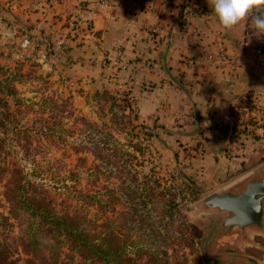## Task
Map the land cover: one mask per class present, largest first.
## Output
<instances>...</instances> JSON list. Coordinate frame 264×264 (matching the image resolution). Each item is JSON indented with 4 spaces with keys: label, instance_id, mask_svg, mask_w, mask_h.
<instances>
[{
    "label": "rangeland",
    "instance_id": "1",
    "mask_svg": "<svg viewBox=\"0 0 264 264\" xmlns=\"http://www.w3.org/2000/svg\"><path fill=\"white\" fill-rule=\"evenodd\" d=\"M7 1H0V66L7 69L2 76L14 77L13 85L16 93L13 97L4 96V100L7 101L10 112L13 113V119L18 122L17 126L24 124L33 138L30 146L32 155L25 157L22 149L14 141L15 134H9L10 139L7 142V149L10 152L9 160L22 166L33 180L43 182L53 195L55 193L59 196H55L58 200H60V182H63V177L68 175L67 170L70 168L78 172L77 181L80 187L85 190H94L90 176L93 157L88 152H74L73 147L77 146L80 136L84 133L81 135L78 133L77 128L80 124H74L73 121L79 116L99 123L102 120L107 121L109 127L113 129L110 131L120 143L135 141L139 138L147 145L159 175L164 178V181L172 183L178 196H183L182 200L181 197L177 199L181 214L198 231L193 247H189L187 242L181 246L179 242H167L166 245H162L167 250L168 264H205L202 250L197 244L203 234L200 224L208 222L209 219L217 216V213L212 210H203V200L228 188L257 169L264 168V160L251 167L253 161L264 158V99L262 102L257 100V94L253 93L254 91L264 93V70L258 68V73L251 72L255 77L257 76L260 89H250L252 92L242 94L246 96V99L239 98V95L233 102L236 105L250 104L251 106L252 113L245 116V121L248 123L245 131L241 130L239 122H233V129L242 134L237 142L244 144L247 149L253 148L256 152L252 151L245 155L241 163L242 157L236 154L226 156L228 160L218 156L217 161L205 162L203 171L194 177L195 170L191 167V159L192 157L199 159L204 151L199 150L195 146L196 143L189 144V140L192 135L200 136L203 132L207 133L205 129L208 126L202 121L207 118L208 113L201 115L197 107L192 105L189 109L185 108L183 113L176 115L171 122L169 120L173 113L163 112V109L158 113L157 118L153 117L145 121L138 113L137 99L139 98H137L138 92L134 81L136 74H132L135 71L131 70L130 74L125 69L124 72L121 60L110 56L108 52L91 51L89 45L83 42L84 38L74 40L76 38L73 34L67 30L63 31L60 26L59 11L47 7L38 9V14L19 15L10 11L6 5ZM260 43L261 40L252 39L247 50L241 49V51H244L245 55L252 56L251 48ZM85 44V50L80 51ZM235 62L234 64L245 69L243 74H248V64H252L249 60L242 58L240 63L236 60ZM19 73L23 75L19 76ZM103 90L112 94L117 92L118 97H122L125 93L137 113V119L130 121L137 125L135 128L128 123L125 124L126 128L122 132L117 131L112 123L114 119H111L112 111L117 109H109L110 101L98 99L95 93L96 91L101 93ZM251 97H255V104L250 103L253 101ZM60 98H69L74 108L72 115L62 119L61 124ZM165 108L169 109V107ZM227 113L229 116L232 114L229 108ZM126 120L128 121L129 118ZM212 126L214 125H210L209 128ZM254 135H257L258 139H255ZM198 151L200 154L196 155ZM174 152L178 155L177 161L173 156ZM79 156L85 158L83 164L77 161ZM248 167L251 168L247 170ZM180 173L194 179L196 186L188 185L189 189L184 187L185 181ZM105 182L103 178H100L98 184ZM66 183L71 182L67 180ZM2 191L3 187L0 185V211L5 212ZM85 210L90 215L95 213L94 208H85ZM192 231V227L189 228L186 230V235L191 236ZM119 232L127 238L125 229H120ZM11 233L16 234L17 228L14 227ZM259 238H264V233L250 230L248 240L242 239L238 233H235L227 238L226 245L223 246L238 249L256 264H264V243L259 241ZM132 247L127 248V253L135 259L133 264H146V256L143 254L136 258L135 247ZM66 252L68 249L64 245L62 258ZM20 253L18 248L14 256Z\"/></svg>",
    "mask_w": 264,
    "mask_h": 264
},
{
    "label": "trees",
    "instance_id": "2",
    "mask_svg": "<svg viewBox=\"0 0 264 264\" xmlns=\"http://www.w3.org/2000/svg\"><path fill=\"white\" fill-rule=\"evenodd\" d=\"M194 4L192 0H179L175 20L181 30H185L187 13L195 10ZM6 71L0 66V185L5 202V212L0 211V264H133L135 259L127 253L131 246L135 247L136 258L146 256V264H168L167 250L162 245L179 242L181 246L187 242L189 247L194 246L198 231L178 208L177 199L183 196H178L172 183L159 175L147 145L139 138L120 143L105 120L99 123L79 116L73 121L81 126L78 133H84L73 147L74 152H88L93 157L90 176L94 190L80 187L78 172L70 168L60 182L58 200L59 196L53 195L43 182L33 180L22 166L9 160V134H15L14 141L25 157L32 155L33 138L24 124L17 126L4 100V96L16 93L14 77L2 76ZM95 93L98 99L110 101L109 109H117L112 111L111 119L118 132L128 123L132 128L137 126L130 123L137 119V113L125 93L122 97L107 90ZM242 97L246 99L244 95L239 98ZM72 110L70 99L60 98V124L72 115ZM246 125L241 124L242 131ZM194 142L196 147L201 146L202 142ZM173 156L175 160L178 157L176 152ZM263 160L253 161L251 167ZM77 161L83 164L85 158L79 156ZM195 164L191 163L194 177L204 168L202 162ZM180 176L187 189L188 185L196 186L190 176ZM100 178L106 182L98 184ZM67 180L71 183L67 184ZM85 208H94V216ZM14 227L16 234L11 233ZM191 227L193 233L187 236L186 230ZM120 229L126 230L127 238ZM259 241L264 243V238ZM64 245L68 252L62 258ZM18 248L21 253L15 257Z\"/></svg>",
    "mask_w": 264,
    "mask_h": 264
},
{
    "label": "crops",
    "instance_id": "3",
    "mask_svg": "<svg viewBox=\"0 0 264 264\" xmlns=\"http://www.w3.org/2000/svg\"><path fill=\"white\" fill-rule=\"evenodd\" d=\"M192 1L195 10L187 13L185 30L175 20L179 0H8L6 5L10 11L26 16L47 7L59 11L60 26L73 34L74 40L84 38L91 51L108 52L121 60L124 72L135 71L132 74H136L138 113L145 121L157 118L163 109L173 113L171 122L192 105L199 114L208 113L204 121L201 119L208 126L207 133L192 135L189 140L193 145L195 140L202 142L197 148L204 151L199 159L192 157L194 165L202 162L205 167V162L217 161L218 156L228 160L229 154L241 156V163L245 155L256 151L237 142L242 134L233 129L236 121L228 115V107L236 96L260 89L253 73L264 70V64L258 62L264 56L254 57L241 51L247 50L244 42L251 43L247 21L226 31L208 0ZM219 39L229 57L225 66L209 62L202 55ZM86 44L80 51L85 50ZM189 57L194 58V64L184 61ZM242 58L252 63L248 64L246 75L245 69L234 64ZM253 93L262 102L264 93ZM210 125L215 127L209 128ZM227 238L220 239L221 246L226 245Z\"/></svg>",
    "mask_w": 264,
    "mask_h": 264
},
{
    "label": "water",
    "instance_id": "4",
    "mask_svg": "<svg viewBox=\"0 0 264 264\" xmlns=\"http://www.w3.org/2000/svg\"><path fill=\"white\" fill-rule=\"evenodd\" d=\"M202 209L217 213L200 224L203 234L197 244L205 264H256L238 249L221 246L219 241L235 233L248 240L250 230L264 233V168L207 197Z\"/></svg>",
    "mask_w": 264,
    "mask_h": 264
},
{
    "label": "clouds",
    "instance_id": "5",
    "mask_svg": "<svg viewBox=\"0 0 264 264\" xmlns=\"http://www.w3.org/2000/svg\"><path fill=\"white\" fill-rule=\"evenodd\" d=\"M221 27L232 31L247 20L258 37H264V0H208Z\"/></svg>",
    "mask_w": 264,
    "mask_h": 264
},
{
    "label": "built area",
    "instance_id": "6",
    "mask_svg": "<svg viewBox=\"0 0 264 264\" xmlns=\"http://www.w3.org/2000/svg\"><path fill=\"white\" fill-rule=\"evenodd\" d=\"M247 30H248V36L252 39H259L261 40V43L258 44L256 47L251 48V53L253 54L254 57H259V56H264V37H258L255 34V29L252 28V22L251 20H247ZM250 42L247 40L244 42V46L247 48L249 46ZM203 57L207 61L211 62H216L219 65L225 66L229 62V57L226 54L222 43L220 39L215 43V46L212 48H209L207 50H204L202 52ZM187 64L192 65L195 63V60L193 57H189L184 60ZM258 62L260 65L264 64V60L258 59ZM253 101L255 100V97H251ZM252 101V100H251ZM250 102L251 104H254V102ZM229 110L231 111L230 117L236 121L239 122V124L247 123L245 120V116L249 115L252 113L251 111V106L250 104H245V105H236L233 102L230 104L228 107ZM248 124V123H247Z\"/></svg>",
    "mask_w": 264,
    "mask_h": 264
}]
</instances>
